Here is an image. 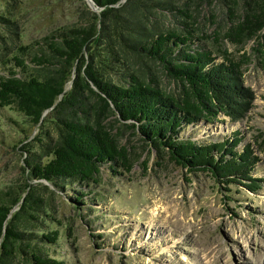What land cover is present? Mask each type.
I'll list each match as a JSON object with an SVG mask.
<instances>
[{
  "label": "trees",
  "instance_id": "obj_1",
  "mask_svg": "<svg viewBox=\"0 0 264 264\" xmlns=\"http://www.w3.org/2000/svg\"><path fill=\"white\" fill-rule=\"evenodd\" d=\"M92 1L98 9L84 25H64L0 54V108H12L39 129L22 146L28 154L27 178L65 189L96 183L104 165L113 172L119 166L130 170L114 131L121 126L138 129L180 166H210L217 179L227 182L249 178L257 157L249 144L235 149L237 136L206 144L181 138L183 128L202 118L243 117L251 97L239 85L238 64L229 58L216 61L207 49L191 6L174 0ZM217 1L227 7L245 4L243 19L227 32L230 38L249 30L251 18L264 26V0ZM0 21L9 19L0 15ZM153 65L179 83L178 94L161 84ZM33 143L46 153V161L28 148ZM31 186L0 189V264H22L15 261L21 251L29 257L23 262L66 264L32 244L40 239L55 243L58 232L27 231L42 203Z\"/></svg>",
  "mask_w": 264,
  "mask_h": 264
},
{
  "label": "rangeland",
  "instance_id": "obj_2",
  "mask_svg": "<svg viewBox=\"0 0 264 264\" xmlns=\"http://www.w3.org/2000/svg\"><path fill=\"white\" fill-rule=\"evenodd\" d=\"M174 1L191 6L207 49L216 61H235L239 85L251 92L250 108L243 117L219 113L210 121L202 118L183 128L181 138L206 144L237 136L235 149L249 144L257 157L249 178L227 182L217 179L210 166L194 170L180 166L138 129L121 126L114 131L131 169L119 166L113 172L104 165L89 187L75 184L59 189L27 178L28 154L22 146L39 129L12 108L2 107L0 189L32 185L28 189L42 203L38 220L27 231L58 232L55 243L32 241L51 259L66 264H264V26L259 28V21L251 18L249 30L230 38L227 32L245 15L242 2L227 7L217 0ZM96 10L87 0H0V15L9 19L0 21V54L64 25H84ZM153 66L161 84L178 94L179 83L159 65ZM28 148L40 160L48 159L36 144ZM254 181L257 187L249 185ZM24 258L29 259L21 251L15 261L33 264L23 262Z\"/></svg>",
  "mask_w": 264,
  "mask_h": 264
},
{
  "label": "water",
  "instance_id": "obj_3",
  "mask_svg": "<svg viewBox=\"0 0 264 264\" xmlns=\"http://www.w3.org/2000/svg\"><path fill=\"white\" fill-rule=\"evenodd\" d=\"M88 1V3L90 4V6L93 8V9H95L96 10V6L94 5V2L92 1V0H87Z\"/></svg>",
  "mask_w": 264,
  "mask_h": 264
}]
</instances>
